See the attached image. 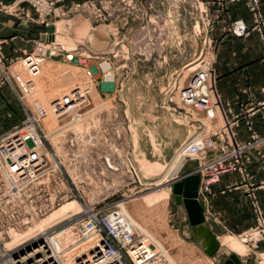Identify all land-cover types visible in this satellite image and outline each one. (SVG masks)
<instances>
[{
	"label": "rangeland",
	"instance_id": "1",
	"mask_svg": "<svg viewBox=\"0 0 264 264\" xmlns=\"http://www.w3.org/2000/svg\"><path fill=\"white\" fill-rule=\"evenodd\" d=\"M69 1L59 4L48 19L55 28L49 41L18 56L25 59L36 53L42 58L41 71L33 79L35 91L14 83L0 93L1 145L4 139L22 132L27 150L46 156L52 168L49 176L17 184L9 170L14 158L1 154L0 264H15L19 256L29 254L35 238L88 209L102 215L120 211L138 229L140 239L145 238L149 256H165L162 264H223L232 256L239 257L242 264H264V244L254 248L240 236L225 235L219 242L234 240L243 255L221 245L219 252L209 257L196 242L188 216L176 204L173 183L191 174L198 161L180 156L163 181L164 172H144L139 164V160H148L165 168L176 152L201 132L200 125L181 109L179 93L194 76L207 73L218 39L215 23L219 14L213 15V6L226 5L214 0H84L65 4ZM9 12L23 17L22 10ZM85 25L89 31L98 28L103 37H111L110 51L93 54L72 42L74 36H81L78 28ZM26 71L22 78L28 82L31 74ZM79 87L89 89L87 103L74 114L39 124L44 147L36 149L32 132L37 126L29 122L32 100L48 105ZM127 158L133 161L138 177L130 171ZM15 166L22 169L20 161ZM52 196L68 199L55 203L46 213L45 209H50L46 202ZM56 238L60 262L69 264L76 254L69 247L71 237L59 233L48 241L53 244ZM148 242L157 248L155 253Z\"/></svg>",
	"mask_w": 264,
	"mask_h": 264
},
{
	"label": "built area",
	"instance_id": "2",
	"mask_svg": "<svg viewBox=\"0 0 264 264\" xmlns=\"http://www.w3.org/2000/svg\"><path fill=\"white\" fill-rule=\"evenodd\" d=\"M65 1L67 0H16L11 6L0 4V8L7 13L10 10L16 12L21 5L28 4L38 15L39 21L49 26L48 19L55 15L58 5ZM243 1L246 2L253 24L248 26L243 21H236L232 24L230 31L237 38H248L252 33H258L264 49V15L260 0H218L222 6ZM62 12L63 14L66 12L64 6ZM4 44L5 41L0 39V91L14 83L31 89L32 92L35 91L36 85L33 79L41 71L42 58L36 53L25 59H21V57L9 58L4 53ZM24 69L29 70L26 72L31 74L28 82L22 78ZM87 92H90L88 88H75L70 94L61 95L48 105L39 99L32 100L29 122L34 127H38V129L35 127L36 129L32 132L36 149L41 150L44 147L39 124L53 117L61 118L60 116L80 111L87 103ZM262 93L264 96V90ZM179 102L181 109L191 116L193 123L200 125L201 132L207 129L206 123L209 120L223 118L221 128L212 130L202 137L200 132L184 144L181 147L184 149L182 157L185 161L186 159L198 161V167L191 174L200 176L199 197L204 196L210 186L218 182L223 175L238 173L241 176V185L247 189L248 197L251 199L255 226L239 236L245 244L259 248L260 244H264V211L260 206L257 190H264V183L260 186L254 183V177L248 172L242 158L246 152L259 150L264 146V134L259 135L256 132L254 121L256 118H260L264 125V98L260 101H251L241 113L229 117L228 114H231V111L224 109L214 88L210 64L207 73L197 74L192 78L187 88L180 90ZM242 123H245L250 133V140L245 143H240L237 140L236 130ZM24 136L22 132L15 133L4 139L2 145L0 138V158L1 154L8 158L13 157L14 160H12L9 170L14 181L17 184L27 185L39 176L45 174L49 176L52 168L49 166V159L46 156L38 151L27 150ZM127 159L130 171H134L138 177L133 161L130 158ZM19 161L22 166L21 170L15 166ZM22 161L27 165H22ZM107 166L113 167L109 160H107ZM62 196L61 198L52 196L46 202L50 209H45V212L52 210L55 203H61L68 199L67 196ZM88 210L70 216L59 226H55L35 238L31 242L32 248H30L29 254L23 257L19 256L15 264H61L60 251L59 253L55 252L48 242V239L59 233L71 237L72 241L69 247L76 251L69 264H162L165 262V256L162 254L149 256L145 248V238L140 239L138 229L131 225V221L127 217L123 218L120 211L102 215L97 210ZM147 245L155 253L157 248L150 242ZM151 246L154 247V250Z\"/></svg>",
	"mask_w": 264,
	"mask_h": 264
},
{
	"label": "crops",
	"instance_id": "3",
	"mask_svg": "<svg viewBox=\"0 0 264 264\" xmlns=\"http://www.w3.org/2000/svg\"><path fill=\"white\" fill-rule=\"evenodd\" d=\"M15 1L0 0V4L11 5ZM78 1L84 0H72L65 4L70 5ZM206 1L209 3L213 0ZM214 1L218 2V0ZM260 4L264 15V0H260ZM213 7L215 8L212 13L219 14V20L215 23L218 30V35L216 33L215 36L218 39L214 59L211 61V79L221 104L226 111H231V114H228L231 117L241 113L251 101H260L264 98L262 93L264 49L258 33H252L248 38H237L230 31L235 21H243L248 26H252V16L247 10L245 1L227 4L225 7L215 5ZM220 8L224 13L219 12ZM59 9L61 10V7ZM18 10H22L23 17L18 14L13 15L11 12L7 13L0 8V39L5 41L4 53L9 58L28 54L34 51L38 43L48 42L50 35L48 28L54 27L53 24L46 26L38 19H32L31 16L36 18L38 16L28 4L21 5ZM96 31L99 32L98 35L95 34ZM92 32L94 34L91 36ZM89 35H76L71 40L77 47L88 49L93 54L110 51L113 46L111 37L109 39L103 37L98 28L91 29ZM254 121L256 132L263 135L262 121L260 118ZM236 132L238 142L245 143L250 140V133L245 123H242ZM242 161L254 177V183L257 186L264 183V146L259 150L246 152ZM190 171L182 173V176ZM241 184L242 178L238 173H229L213 183L204 196L198 197L204 210L206 224L218 240L225 235L239 236L255 226L251 199L248 197L247 189ZM200 187L201 180L199 189ZM257 196L264 211V190H257ZM182 207L187 215L185 207L183 205Z\"/></svg>",
	"mask_w": 264,
	"mask_h": 264
},
{
	"label": "water",
	"instance_id": "4",
	"mask_svg": "<svg viewBox=\"0 0 264 264\" xmlns=\"http://www.w3.org/2000/svg\"><path fill=\"white\" fill-rule=\"evenodd\" d=\"M54 32V27L48 28L50 35H53ZM200 180V176L195 174L184 176L181 180L173 183V194L176 204L183 205L187 211L196 242L209 257H213L219 252L221 244L207 226L204 210L198 201ZM223 264H242V262L239 257L232 256Z\"/></svg>",
	"mask_w": 264,
	"mask_h": 264
},
{
	"label": "bare ground",
	"instance_id": "5",
	"mask_svg": "<svg viewBox=\"0 0 264 264\" xmlns=\"http://www.w3.org/2000/svg\"><path fill=\"white\" fill-rule=\"evenodd\" d=\"M88 31H89V26H86V25L79 29V33L82 36H85ZM208 122H210V121H208ZM210 123H211V127H209V128L207 127V129L202 131L201 134H200L201 137L205 136L206 134H208V132L210 133V131H212V130H217V129L221 128L223 126V118L220 117V119L218 118L217 120H213ZM183 152H184L183 148H181L180 151L178 150L176 152V154L174 155V157L171 159L172 161L168 165H166L165 168L160 163H151L148 160L147 161H140L139 160V164L143 168L144 172L145 171H147V172H151V171L153 172L154 171L155 174H160V173L164 172V175H163L162 179L160 180V181H163L164 179H167V177L171 174V172L173 171V168L175 166V162L177 161V159H179L180 156L183 155L182 154ZM54 243H55V246L53 245ZM49 244H50V247L55 252L59 251L58 248H59L60 241L57 238H56L55 242H53V244L51 242H49ZM221 245L223 246V248L230 249L231 251H233L234 253H236L238 255H243L242 250L237 246L236 242L234 240H232V239H229V238L222 239L221 240Z\"/></svg>",
	"mask_w": 264,
	"mask_h": 264
}]
</instances>
